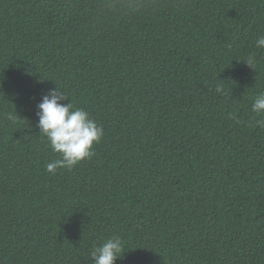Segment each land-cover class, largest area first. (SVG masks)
I'll return each instance as SVG.
<instances>
[{
  "label": "trees",
  "instance_id": "1",
  "mask_svg": "<svg viewBox=\"0 0 264 264\" xmlns=\"http://www.w3.org/2000/svg\"><path fill=\"white\" fill-rule=\"evenodd\" d=\"M261 36L264 0H0V264H264ZM56 87L104 134L51 174Z\"/></svg>",
  "mask_w": 264,
  "mask_h": 264
},
{
  "label": "clouds",
  "instance_id": "2",
  "mask_svg": "<svg viewBox=\"0 0 264 264\" xmlns=\"http://www.w3.org/2000/svg\"><path fill=\"white\" fill-rule=\"evenodd\" d=\"M257 48H264V36L256 41ZM247 65L254 68V57L244 60ZM216 92L224 94L222 85L216 86ZM68 97L60 89H49L37 105V127L40 135L45 137L55 153L60 158L47 163L46 171L55 174L58 168L71 170L84 159H91L95 155L93 145L99 143L103 137V128L99 126L90 114L83 108H74L72 102L63 103ZM252 111L258 116H264V92L255 97ZM234 118V114L229 113ZM8 119L15 121V116L9 114ZM264 128V119L256 121ZM123 245L119 237H112L91 252L92 264H115Z\"/></svg>",
  "mask_w": 264,
  "mask_h": 264
}]
</instances>
